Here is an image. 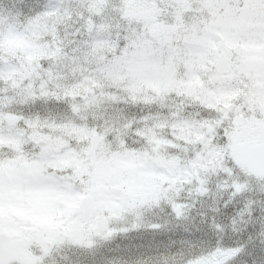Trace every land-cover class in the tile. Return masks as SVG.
Listing matches in <instances>:
<instances>
[{
	"label": "snow or ice",
	"instance_id": "1",
	"mask_svg": "<svg viewBox=\"0 0 264 264\" xmlns=\"http://www.w3.org/2000/svg\"><path fill=\"white\" fill-rule=\"evenodd\" d=\"M0 264H264V0H0Z\"/></svg>",
	"mask_w": 264,
	"mask_h": 264
},
{
	"label": "flooded vegetation",
	"instance_id": "2",
	"mask_svg": "<svg viewBox=\"0 0 264 264\" xmlns=\"http://www.w3.org/2000/svg\"><path fill=\"white\" fill-rule=\"evenodd\" d=\"M9 211H10V214H11L12 216L21 217V218L24 217L25 220H26L27 218H30V217H31L30 214H29L28 209L26 210V208H23V207H21V208H12V209H10ZM69 251H70V250H69ZM62 255H63V256H66L67 259H68L69 261L75 259V256H74V254H73L72 251H71V253H67V252H65V253H63Z\"/></svg>",
	"mask_w": 264,
	"mask_h": 264
},
{
	"label": "rangeland",
	"instance_id": "3",
	"mask_svg": "<svg viewBox=\"0 0 264 264\" xmlns=\"http://www.w3.org/2000/svg\"><path fill=\"white\" fill-rule=\"evenodd\" d=\"M27 210V209H26ZM30 214V212H29ZM30 218H27L26 221L35 225L39 226H48L50 224V221L43 217V216H35L30 214ZM24 219V217H22ZM67 253H71V251H67Z\"/></svg>",
	"mask_w": 264,
	"mask_h": 264
}]
</instances>
